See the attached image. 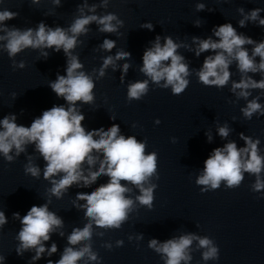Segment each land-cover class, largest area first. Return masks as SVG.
<instances>
[{
	"label": "clouds",
	"instance_id": "1",
	"mask_svg": "<svg viewBox=\"0 0 264 264\" xmlns=\"http://www.w3.org/2000/svg\"><path fill=\"white\" fill-rule=\"evenodd\" d=\"M110 0H101L99 5H89L88 0H83L77 5L78 15L67 28L56 26L49 27L43 21L35 28L20 29L9 27L5 21L15 19L19 14L9 10H0V49L12 59L13 70L24 69V61L17 62L15 57L26 49L39 50L40 55L46 60L50 52L63 53L66 57V75L57 73L54 81L49 82V87L58 98L66 101L65 105H54L44 110L42 115L36 117L30 126L17 123L15 114L5 115L0 119V154L5 161L12 163L21 153L26 152L28 145H34V151L43 158V179L49 181L51 187L46 190L48 201L40 206L33 205L21 217L19 212L13 213V219L18 220L21 228L16 236L18 246L16 253L23 256L25 252L34 250L29 264H35L45 254L51 257L57 253L58 246L55 242L46 247V242L59 229H63L64 221L54 211L49 210L51 197L61 199L74 185L78 188H87L93 185L101 176L108 177L107 183L100 184L90 193L78 192L73 200L74 206L82 210L86 223L83 227H74L67 236V246L64 247L60 258L56 261L47 260V264H78L86 261L100 264V257L93 250L92 238L94 229H120L128 221L130 213L136 210L137 204L148 209L153 207L154 192L158 185L153 179L158 180V155L155 151L146 152V140H138L135 136L120 134L118 124H112L107 130H86L82 125L85 116L78 104H93L95 102V82L93 75L86 73L84 65L78 55L73 54L78 45L82 44L79 38L86 36L89 25L95 23L101 33H118L124 21L115 13L108 12L98 15L97 8L107 9ZM227 2V0H225ZM33 4H40L41 0H31ZM55 6L61 5V0H52ZM196 11H213L204 3L196 4ZM85 9L89 14L85 13ZM241 15L238 24L246 27L248 22L264 27V18L260 13L261 8H254L245 12L243 7L237 9ZM115 21V23H113ZM194 26L200 27L201 21L197 20ZM140 28L154 30L151 22L143 23ZM215 37V38H213ZM151 47L146 48L142 56V67L139 71L147 77L144 80L130 82L127 88V100H141L149 92L150 82L159 88L171 89L173 95H181L189 86V76L192 71L185 57L178 53L181 47L194 50L195 56L211 52L203 61L202 67L195 71L198 81L204 86L223 88L229 84L232 73L230 66L235 62L240 73L239 81H232L230 91L237 100L244 99L246 106L240 111L250 120L254 114L264 116V104H261L260 95L249 99L252 90H261L264 95V40L255 41L251 37L238 33L231 23H224L212 29V35L207 38L192 37L195 48L192 49L184 43H177L172 36L166 35L161 43V36L157 35L151 41ZM247 45H252L249 52ZM116 47V41L105 38L100 49L111 52ZM259 58L257 62L256 58ZM131 59V53L123 49L115 55L102 58L97 79L105 76V70L111 66L116 70V62ZM130 68L129 63L122 66L121 81ZM249 73H260L261 79L255 80ZM16 97V94H12ZM79 102V103H78ZM114 119L113 117H110ZM235 119V118H233ZM155 124L161 121L156 119ZM135 127V125H133ZM231 129L227 123L217 127V133L226 139ZM205 135L209 142L212 140L210 132ZM239 138L244 141L243 147H238L235 141H229L223 147H216L204 161L202 172L196 177L195 183L200 187L201 193L214 191L221 187L222 182L227 189L238 188L245 179V173L255 176L251 185L253 192H264V155H261L259 138L239 133ZM174 140V138H173ZM14 155H10L13 153ZM28 163L24 166L26 174L39 179L41 167L36 165L34 156H28ZM99 163V167H93ZM87 164L88 168L83 166ZM124 182V183H122ZM134 186L138 195L134 198ZM83 201L84 203H78ZM8 220L3 210H0V230ZM64 236V232H59ZM103 237L104 231L96 233ZM129 241L133 239L128 237ZM142 239V236L137 237ZM196 248L193 249V243ZM116 247H122L123 240L115 242ZM102 247L109 250L113 245L106 242ZM148 248L160 255L164 264H189L192 261V252L203 249L201 255L204 261L218 260L220 249L215 242L207 237L195 233H184L163 242L150 239ZM5 257L0 256V264H4Z\"/></svg>",
	"mask_w": 264,
	"mask_h": 264
}]
</instances>
